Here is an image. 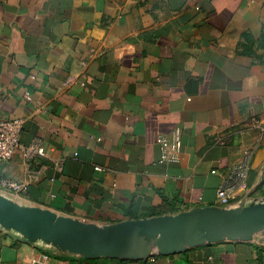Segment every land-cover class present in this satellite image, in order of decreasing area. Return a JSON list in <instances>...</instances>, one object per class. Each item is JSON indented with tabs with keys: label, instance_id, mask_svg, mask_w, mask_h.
<instances>
[{
	"label": "crops",
	"instance_id": "1",
	"mask_svg": "<svg viewBox=\"0 0 264 264\" xmlns=\"http://www.w3.org/2000/svg\"><path fill=\"white\" fill-rule=\"evenodd\" d=\"M0 117L22 146L0 176L25 207L108 226L264 201V0H0ZM181 132L176 164L156 140ZM264 264V242L205 244L146 260L84 257L0 226V264Z\"/></svg>",
	"mask_w": 264,
	"mask_h": 264
},
{
	"label": "water",
	"instance_id": "2",
	"mask_svg": "<svg viewBox=\"0 0 264 264\" xmlns=\"http://www.w3.org/2000/svg\"><path fill=\"white\" fill-rule=\"evenodd\" d=\"M0 226L29 242H44L86 259L142 261L154 254H179L205 244L250 242L255 237L264 242V201L98 226L21 206L0 194Z\"/></svg>",
	"mask_w": 264,
	"mask_h": 264
},
{
	"label": "built area",
	"instance_id": "3",
	"mask_svg": "<svg viewBox=\"0 0 264 264\" xmlns=\"http://www.w3.org/2000/svg\"><path fill=\"white\" fill-rule=\"evenodd\" d=\"M22 131L20 121L5 120L0 117V166L9 161L16 152L22 154L23 163L29 168L28 180L34 181L38 178L39 171H34L30 167L38 158L43 156L42 148L34 143L30 146H22L19 137ZM159 148V162L176 164L180 161L181 155V132L179 129L173 130L169 136H160L156 140ZM230 183L222 184L216 190V201L218 206L228 208L234 199L237 184L244 180L247 173V165L243 164L232 169ZM23 186L17 182L5 179L0 176V189L17 193ZM46 256H42L36 263L45 264Z\"/></svg>",
	"mask_w": 264,
	"mask_h": 264
}]
</instances>
